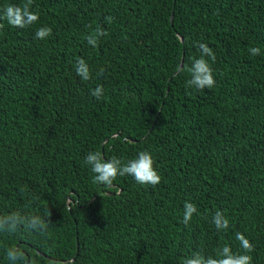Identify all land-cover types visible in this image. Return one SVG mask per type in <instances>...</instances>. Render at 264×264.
Returning a JSON list of instances; mask_svg holds the SVG:
<instances>
[{"label":"trees","instance_id":"16d2710c","mask_svg":"<svg viewBox=\"0 0 264 264\" xmlns=\"http://www.w3.org/2000/svg\"><path fill=\"white\" fill-rule=\"evenodd\" d=\"M32 11L28 28L0 20V215H37L47 228L0 232V264L10 247L29 264H182L225 244L242 252L236 232L264 264V0H33ZM41 26L52 29L44 40ZM97 28L108 34L94 48ZM200 43L216 57H205L216 85L203 91L184 70ZM95 151L122 164L148 151L161 182L98 185L84 162ZM185 202L197 208L188 226Z\"/></svg>","mask_w":264,"mask_h":264},{"label":"clouds","instance_id":"9594fccd","mask_svg":"<svg viewBox=\"0 0 264 264\" xmlns=\"http://www.w3.org/2000/svg\"><path fill=\"white\" fill-rule=\"evenodd\" d=\"M32 4L33 0H25L22 6L10 4L0 9V20H5L13 28L24 29L31 27L37 24L40 19L39 12L32 11ZM105 19L109 24L113 22V17L111 16ZM3 27L4 24L0 23V29ZM107 34L102 28H97L95 33L87 36L86 39L88 44L95 48L98 46L99 38L107 36ZM51 35L52 29L48 26H41L35 31V38L39 40H44ZM197 46L201 50L200 58L194 59L191 66H185L184 69L190 73V79L186 81V86L203 91L216 85L212 68L205 57H208L212 62H215L216 57L208 45L200 43ZM248 51L253 56L260 55L258 47L249 48ZM103 71L101 68L98 75L102 74ZM75 72L83 81H88L92 78L91 70L83 58L77 60ZM91 96L97 100L103 99V86L98 85L91 90ZM84 162L94 174L93 182L109 189L113 187V181L118 176H131L136 183L153 187L161 182V177L154 168L152 155L148 151L139 152L135 159L128 161L126 164H122V161L115 157L105 160L100 151L89 152L85 156ZM196 212V205L185 202L182 223L188 226ZM211 222L217 231H226L229 228V220L222 211H216L212 216ZM21 228L44 235L47 225L37 215H23L20 212L0 215V232L15 233ZM234 236L235 240L239 242V248L242 252H233L232 247L225 244L217 250L215 257L205 256L202 252L197 251L192 253L191 256L184 258L182 264H252L253 257L250 253L255 251L254 245L241 232H236ZM6 257L11 264H17L18 261H24V264H29L25 252L17 247L6 249ZM31 264H35V261H32Z\"/></svg>","mask_w":264,"mask_h":264},{"label":"water","instance_id":"95a60500","mask_svg":"<svg viewBox=\"0 0 264 264\" xmlns=\"http://www.w3.org/2000/svg\"><path fill=\"white\" fill-rule=\"evenodd\" d=\"M173 20V19H172ZM181 67H182V64H181ZM181 67H180V69H181Z\"/></svg>","mask_w":264,"mask_h":264}]
</instances>
